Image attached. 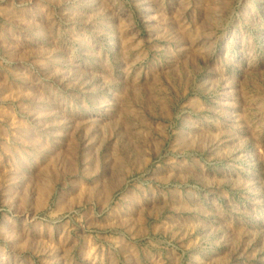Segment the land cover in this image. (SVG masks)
<instances>
[{
  "label": "rangeland",
  "instance_id": "1",
  "mask_svg": "<svg viewBox=\"0 0 264 264\" xmlns=\"http://www.w3.org/2000/svg\"><path fill=\"white\" fill-rule=\"evenodd\" d=\"M0 264H264V0H0Z\"/></svg>",
  "mask_w": 264,
  "mask_h": 264
}]
</instances>
